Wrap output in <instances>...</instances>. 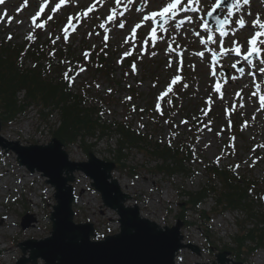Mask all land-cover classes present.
Listing matches in <instances>:
<instances>
[{"label":"rangeland","instance_id":"rangeland-1","mask_svg":"<svg viewBox=\"0 0 264 264\" xmlns=\"http://www.w3.org/2000/svg\"><path fill=\"white\" fill-rule=\"evenodd\" d=\"M142 1L145 2L139 0L135 8L130 6L129 14L137 13L136 16L142 19L150 11L156 10L161 3V0ZM58 3L60 0H3L0 3L1 36L12 34L13 43L17 45L33 37L38 21L36 19L34 22L32 18L43 6L40 15L46 18L51 16L52 19H48V26L42 32H37L36 36L41 37L42 41L54 37L59 44L57 39L62 25L83 8L79 9L77 6L81 0H66L56 9ZM82 3L86 7L95 5L91 11L94 13L89 16L91 21L86 19L73 35L68 45V53L80 55L84 48L92 50L95 49L93 46L107 43L115 64V79L121 85L113 89L106 78L95 80L87 72L81 74L82 79L78 84L93 82L94 88L88 101L97 108H102L100 117L105 124L111 126L121 122L123 118L128 119L127 124H131L130 127L141 129L144 134L152 136L149 145L141 146L138 143L136 147L126 148L123 153L127 157L124 161L127 170L117 168L113 172V178L119 182L122 191L130 196L124 202L125 206L138 205L143 218L162 227H173L178 221V214L189 200L187 195L200 192L209 183L208 168L212 164L217 163L225 169L233 168L237 175L244 174L249 179L264 180V108L260 106L259 95H252L257 91L254 86L257 83L261 84L260 92L264 94V73L259 72V60L262 57L244 66V73L235 65L240 59L230 56L231 53L236 56L234 52L227 56L222 54L219 62H211L208 49L218 48L215 44L211 46L201 43L202 39L210 35L209 32H202L203 21L200 17H203L204 11L180 25L183 29L175 26L174 30L163 32L156 44L152 43L149 35H144L139 44L131 37L127 39V36H131V32L128 33L130 26L121 34L115 26L111 38L106 41L104 36L97 33L105 21L103 16L98 19L97 14H108L114 0H83ZM201 7H206L204 0H201ZM241 15L248 25L238 30L235 37L231 35L224 38L215 34L223 41L225 50L233 46L230 43L233 39L247 47V40L253 35V29L249 28L252 27L253 18L259 15L264 20V0H251L235 16L238 18ZM183 16L181 14L180 18ZM197 24L201 26L197 27ZM233 27L239 28L238 25ZM195 32L201 35L197 38L194 36ZM131 49L134 64L121 66V54ZM199 52H204L205 55H197ZM253 70L255 76L252 75ZM176 76L183 80L184 91L175 98L173 108L167 103L164 110H157L161 96L169 90L170 81ZM217 84L220 85V91L215 88ZM133 87H136L134 91L139 93V97L126 105ZM110 92L116 94L112 100L108 96ZM20 98H23V93ZM128 107L137 113H128ZM43 110L40 106H33L15 122H3L0 135L7 142H18L23 147L48 145L53 139V130L59 126V116L54 113L45 118L43 114L47 111ZM107 133L108 136L105 135L102 139L98 136L87 139L86 145L90 146L91 152L99 159L115 162L120 137L117 136L115 128ZM157 144L161 147L167 144L189 145L194 152V159L184 164L186 172L177 169L169 175L161 172L160 168L164 167L165 160L169 164H174L177 160L169 155H159L162 153L155 151ZM66 150L71 161L88 160V154L81 143L68 146ZM74 175V221L92 223L96 233L92 238L94 241L118 233L120 224L117 212L104 206L100 194L91 186L89 178L80 172ZM214 197L211 195L204 201L197 213L191 210L185 212L187 220L194 222V225H183L184 243L199 247L200 253L182 249L176 256V263L214 264L218 254L227 253L229 264H264V247L253 255L242 256L240 261L236 260L230 250L223 252L227 247L235 246L234 239L239 233L238 224L239 221H244L245 216L243 213L231 211L214 213ZM56 204L55 188L46 182L41 173L36 172L33 178L26 167L19 165L16 153L11 150L3 151L0 147V244L10 249L9 254L0 253V264H16L20 258L25 257L19 244L51 236V214ZM201 210L211 214L210 222L205 223L201 219ZM27 213L34 216L37 222L23 230L21 221ZM25 255L28 257L29 251ZM36 264L44 262L39 259Z\"/></svg>","mask_w":264,"mask_h":264},{"label":"trees","instance_id":"trees-1","mask_svg":"<svg viewBox=\"0 0 264 264\" xmlns=\"http://www.w3.org/2000/svg\"><path fill=\"white\" fill-rule=\"evenodd\" d=\"M40 47L33 42L23 45L14 44L5 39L0 41V117L5 123L12 122L19 114H22L32 105L40 106L50 110L51 113L58 112L60 126L53 130V137L62 141L65 146L82 144L85 152L91 151L87 139H102L108 136V131L116 129L120 137L118 154L115 162L119 168H128L125 165L126 156L123 153L126 148L149 145L152 136L143 134L141 130H133L125 123H115L108 126L98 115L94 105L86 103L84 93L81 89L72 91L69 88L70 75L64 73L65 60L62 54L52 56L51 45ZM46 57H51L47 59ZM60 57L61 63L54 64ZM31 59L34 66L25 68V62ZM47 59V66L42 61ZM82 60L86 62L83 58ZM95 61L96 58L94 57ZM77 62H71V71H76ZM56 67L59 78L50 75L49 70ZM93 72V70L91 69ZM96 73H105L103 67L94 70ZM77 72V71H76ZM66 74V76H65ZM106 74V73H105ZM110 78V73L105 75ZM23 99L20 100V94ZM46 117V116H45ZM140 145L138 147L141 148ZM158 151L162 156L173 157L177 161L169 164L165 160L164 167L160 171L169 175L176 171L186 172V162L193 157L189 145L176 146L167 144L163 147L157 144ZM159 157V156H158ZM185 164V165H184ZM209 180L205 187L196 193H189V200L184 204L178 219L185 222L187 226L193 225L185 217V212L191 210L195 213L200 210L204 201L211 195L215 196V207L213 212L226 213L228 211L243 213L244 221H239V233L234 239V247L226 248L240 261L244 255L250 256L264 247V180L249 179L246 175H237L233 168H221L217 163L208 168ZM217 181V182H216ZM205 223L210 221L211 214L204 210L199 213ZM252 244V245H249Z\"/></svg>","mask_w":264,"mask_h":264},{"label":"water","instance_id":"water-1","mask_svg":"<svg viewBox=\"0 0 264 264\" xmlns=\"http://www.w3.org/2000/svg\"><path fill=\"white\" fill-rule=\"evenodd\" d=\"M1 128L0 120V131ZM0 146L14 151L21 166L31 173H42L47 183L56 190L57 205L51 214V237L22 243L20 246L24 253L31 250L30 256L23 257L16 264H36L38 259H42L44 264H176V255L181 249L188 248L199 253L197 247L183 243L181 221L172 228H162L141 217L138 206H125L129 196L121 191L118 181L112 179L115 164L105 162L93 153H90L87 162H71L63 144L56 138L46 146L23 147L18 142H7L0 135ZM77 171L93 181L92 186L101 194L104 205L119 215L118 234L93 241L94 225L74 222V189L71 182ZM35 221L33 216L26 215L22 228H29ZM229 263L227 253H221L214 264Z\"/></svg>","mask_w":264,"mask_h":264},{"label":"snow or ice","instance_id":"snow-or-ice-1","mask_svg":"<svg viewBox=\"0 0 264 264\" xmlns=\"http://www.w3.org/2000/svg\"><path fill=\"white\" fill-rule=\"evenodd\" d=\"M3 0H0V3H2ZM66 0H60V3L56 4L55 8L59 9L62 4H64ZM250 0H204V4L206 7H201V0H161V3L157 6L156 10L150 11L147 15H144L142 17V20L148 23V26L151 29V35L153 39H156V34L158 30L160 32H168L169 28H172L174 30L175 26L182 25L184 23V20H192L193 16L197 15L201 11H204L206 16H213L214 13L217 10H220L221 12H225L226 14L221 18L220 16H216V24L217 29L210 30L208 28V23L206 20H204V17H200V20L203 21V27L205 28V32L208 33L209 31H212L213 33L215 31L219 32V37H226L229 34H231L233 37L236 36V32L240 29H244L248 22L245 20L244 16H239L236 20H233V17L236 15L237 12H240L241 8L244 5L249 4ZM114 4L117 7L112 8V14L108 17L109 20H113L116 18V16H123L124 13L119 11V6H123L124 10L127 11V5L124 4V0H114ZM95 8V5H92L88 8L87 11L83 13V15L87 16L88 12L93 11ZM43 11V6L40 8V12ZM55 11V9H53ZM142 11V10H141ZM40 12L36 13V16H34L32 19L35 22L36 18L40 16ZM191 13L192 15H189ZM184 14L182 19L180 18V15ZM48 19H51V16L48 17ZM179 19V25H173V21H176ZM153 22H155L156 26L152 27ZM229 25H238L239 28H229ZM38 27L42 25H37ZM197 27H200V24L196 25ZM101 27H104L102 24ZM119 27L123 28L124 24L120 23ZM141 24L137 23L135 25V28H133V35L135 34V29L140 28ZM252 29H253V35L247 40V47L245 48L243 45H240L238 41L233 39L230 41V43L233 45L230 49L225 50L223 46V41L219 39V37L212 35H207L206 39H202L201 43L207 45L209 42L212 44L217 45V48L219 49V54L228 55L231 52H234L236 56H242L243 60L248 62L249 64H252V57L259 56L262 57L259 60V72L264 73V20L260 18L259 15L255 17V19L252 21ZM74 30V26H73ZM197 36H200L201 34L199 32L196 33ZM31 38V37H29ZM107 39V36L105 37ZM242 49H244L242 51ZM208 51L211 53V59L214 61H218V52L215 49L209 48ZM197 55L203 57L205 55L204 52H199ZM232 67H235V65H231ZM256 67V65H253ZM239 71L241 73H244V69L240 68ZM255 75V73H253ZM181 79L180 76H176L173 79V83H176ZM231 79H236V77H231ZM256 88V92H253L252 95H259L260 97V106L264 108V94L260 92L261 84L257 83L254 85ZM217 91H220V85L217 84L216 86ZM111 91V90H109ZM169 91H171V87L169 88ZM130 99V98H129Z\"/></svg>","mask_w":264,"mask_h":264},{"label":"bare ground","instance_id":"bare-ground-1","mask_svg":"<svg viewBox=\"0 0 264 264\" xmlns=\"http://www.w3.org/2000/svg\"><path fill=\"white\" fill-rule=\"evenodd\" d=\"M35 177V175H33V178ZM3 245V246H2ZM0 244V253H4L5 255L6 254H9V252H10V249L7 247V246H5L4 244ZM259 263V262H258Z\"/></svg>","mask_w":264,"mask_h":264}]
</instances>
